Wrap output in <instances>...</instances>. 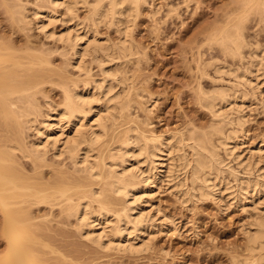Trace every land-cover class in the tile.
Segmentation results:
<instances>
[{"label": "bare ground", "instance_id": "bare-ground-1", "mask_svg": "<svg viewBox=\"0 0 264 264\" xmlns=\"http://www.w3.org/2000/svg\"><path fill=\"white\" fill-rule=\"evenodd\" d=\"M41 1L48 6L34 5L31 16L35 29L44 38L61 42L62 47L68 49L71 55H68L69 58L72 57L73 60L68 66L84 72L85 76L78 80L69 79L61 85L63 98L60 105H55V102L53 104L47 98L43 100V105H39L35 100L37 96L34 98L31 92L42 83L44 77L41 73L49 66L47 58L34 57L29 65L38 66V69H28L20 73L17 69L22 63L14 57L5 60L0 53V120L15 137L14 146L6 147L7 150L0 148V209L6 239V257L0 260V264H36L33 259L35 238L31 231L32 219L19 209L20 205L29 201L39 205L56 204L63 207L74 218L78 234L103 250L113 248L133 255L147 250L148 242L145 243L144 235L149 228L152 229L158 222L174 225L172 219L160 213L156 206V214L152 215L150 208L154 207L150 204L147 190L167 165L165 161L173 152L172 144L177 146L176 152H180L178 155L175 153L178 164L173 172L180 173L182 177L179 180V176L175 174L171 179L174 188L172 190L185 188L183 192L179 190L188 202L197 193L199 199H210L218 201L219 204L221 196L229 201L236 200L240 204H245L246 201L253 203L252 197L264 191V142L257 144L254 149L244 150L245 137L241 130V117L238 114L232 117V112L229 114L225 110L228 106V111L233 110L232 106L236 107V99L243 96L242 92L241 95L231 96L227 90L215 89L216 92L202 94L203 105L212 118V124L207 131L189 129L188 134L177 131L168 138H163L146 136L137 124L131 125L122 134V139L120 136L117 138L120 140L116 148H109L107 159L103 158V153L100 160H95L92 155L93 148L107 136L108 127L116 123L115 111H119V117L122 118L130 107V100L117 102L119 96L112 93L116 87H113L114 83L111 84L112 73L111 77L107 75L105 67H102V57H107L108 54L105 53L110 51L112 55L123 59L133 56L135 51L132 53L127 28L131 18L138 15L141 5L147 4L146 0ZM13 2L12 8L17 22L29 25L25 16V5L21 0ZM78 7L84 8L88 13L84 25H81L82 29L80 28L82 33L73 30V34L72 31L71 34L69 32L57 36L50 28L56 21V10L53 11L52 8L64 10L62 21L66 24L69 19L78 17L77 13L74 14ZM253 16H257V23H264V0H240L238 12L229 16L219 30L208 36L209 44L219 48L227 59L242 61L243 50L249 49L247 65L235 71L236 73H232L233 69L230 68V75L237 81L235 87L249 86L252 90L258 84L255 83L253 87V80L258 79L261 71L264 72V56L257 55L263 49L253 47L254 44H249L251 41L245 39L246 25ZM102 21L119 33L121 37L117 43L108 45L96 39V28ZM86 56H90L98 64L102 73L99 81L91 78L89 70L84 67L83 60ZM112 57L109 59L115 56ZM122 78L116 79L118 87L123 83ZM24 132H32L36 142L25 145ZM114 134L115 132L112 135ZM185 148L189 152L187 155ZM14 152L22 160L43 161L48 152H52L53 157L66 156L74 171L85 176L86 183L66 178V181H60L52 187L32 184L15 171ZM171 166L169 164L170 173ZM250 196L252 201L249 200ZM258 201H255L257 206L259 203L264 204ZM93 204L97 206L96 211L92 210ZM256 214L255 220L250 223L251 229L246 230L251 252L257 248L259 251L264 250V212L263 215ZM133 234L134 238L131 239ZM133 240L141 241L142 245L132 243ZM242 264H264V255L253 257Z\"/></svg>", "mask_w": 264, "mask_h": 264}, {"label": "rangeland", "instance_id": "rangeland-1", "mask_svg": "<svg viewBox=\"0 0 264 264\" xmlns=\"http://www.w3.org/2000/svg\"><path fill=\"white\" fill-rule=\"evenodd\" d=\"M21 2L26 7L25 16L30 23L27 26L17 22V16L12 8L13 0H0V53L5 60L13 57L19 60L22 66L17 71L20 73L28 69L31 71L38 69V66L29 65L34 57L47 58L49 66H46L45 71L41 73L44 77L42 83L31 93L34 98L37 96L38 100L36 98L35 100L39 105H43L45 98L53 104L56 103L55 105H60L63 98L61 85L67 83L69 79H83L84 72L68 66L73 60L72 57L69 58L71 55L68 49L62 47L61 42L44 38L43 34L35 29L31 16L34 5L45 7L48 5L41 0H21ZM146 3L139 8L138 15L131 18L127 28L132 53L133 50L135 51L133 56L123 59L112 55L110 51L105 53L108 54V58L102 57L101 63L105 64L102 63V67H105L107 75L110 76L112 73L111 84L114 83L113 87L116 86L112 93L119 96L117 102L130 100V107L125 112L126 116L122 118L119 117V111H115L116 123L108 127L107 136L93 148L95 154L92 152V155L95 156V160H100L103 153V158L107 159L109 148H116L118 141L122 139V134L131 125L137 124L146 136L155 135L163 138H168L177 131H184V134H188L190 130L207 131L212 124V118L203 105L202 94L216 92L215 89L227 90L231 96L243 93L241 98L236 99V107L232 106V111H228L229 106L225 108L229 114L232 112V117L236 114L241 117V130L245 137L243 149H254L257 144L264 142V72L261 71L258 79L252 82L253 87L258 83V88L252 90L249 86L235 87L237 81L232 78L230 71L233 69L231 72L236 73L238 69L247 65L249 49L243 50L242 61H234L227 59L219 48L210 45L208 41L210 33L219 30L233 13L238 12L240 0H146ZM77 9L74 14L77 13L78 17L69 19L64 24L62 21L65 16L64 10L52 8L53 11L56 10V21L50 28L57 36L69 32L71 34L73 30L82 33L81 27L88 13L84 8ZM250 20L244 32L247 37L245 39L251 41L249 44H254L253 47L258 46L263 49V52L257 55L264 56V23H257V16L251 17ZM96 29V39L101 40L100 43L113 45L121 37L115 28L109 27L104 21ZM111 56L115 57L109 59ZM91 60L90 56H86L83 60L84 67L89 70L91 78L99 81L102 73L98 64ZM121 78L123 83L118 87L116 79ZM57 85L60 89L56 87ZM79 86L81 87L82 84ZM114 132L115 134L112 135ZM24 134L25 145L36 142L32 132H24ZM13 144L15 145V137L12 131L0 120V148L7 150L6 147L14 146ZM172 145L173 152L168 156L170 159L165 161L167 165L147 190L152 207H158V211L172 219L174 225L158 222L156 226L154 225L155 228H149L144 235L145 243L148 242L147 250L135 255L113 248L103 250L78 234L74 218H71L72 216L66 213L63 207L56 204L39 205L29 201L20 205L19 209L32 219L35 263L238 264L241 262L242 264L253 257L264 255V250L259 251L258 248L251 252L247 243L250 223L255 220L256 213L263 215L264 212L262 203L264 191L254 197L250 196L249 200L252 197L254 204L248 201L240 204L236 200L229 201L222 196L219 197L221 201L219 204L218 201L199 199L197 193L188 202L184 195L185 198L181 196V191H185V188H182L183 190L178 188L181 190L180 193L177 189L172 190L174 188L171 179L175 177L176 173L173 171L177 169V155L180 154L176 152L177 146ZM184 152L186 155L189 154L186 148ZM17 155L19 154L14 152L15 171L32 184L52 187L60 181H66V178L86 183L85 176L74 171L66 156L53 157L52 152H48L45 158L43 157V161L42 159L38 161L22 160ZM169 164L172 165L171 173ZM176 175L179 176V180L182 179L180 173ZM187 187L189 189L190 185L188 184ZM184 199L186 202L183 201ZM258 200L262 203L258 204L260 207L256 204ZM150 209L152 215H155L156 208ZM92 210H97L96 204L92 205ZM2 226L4 222L0 209V260L6 257V239ZM133 236L134 234L130 238H134ZM138 241L133 240L132 243L142 245L141 241Z\"/></svg>", "mask_w": 264, "mask_h": 264}]
</instances>
